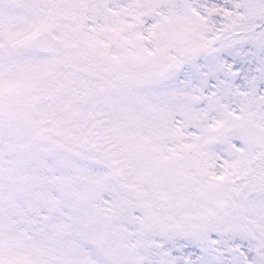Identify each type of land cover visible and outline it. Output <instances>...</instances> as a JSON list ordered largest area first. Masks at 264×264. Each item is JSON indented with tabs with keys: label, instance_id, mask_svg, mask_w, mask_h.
I'll list each match as a JSON object with an SVG mask.
<instances>
[{
	"label": "snow or ice",
	"instance_id": "obj_1",
	"mask_svg": "<svg viewBox=\"0 0 264 264\" xmlns=\"http://www.w3.org/2000/svg\"><path fill=\"white\" fill-rule=\"evenodd\" d=\"M0 264H264V0H0Z\"/></svg>",
	"mask_w": 264,
	"mask_h": 264
}]
</instances>
